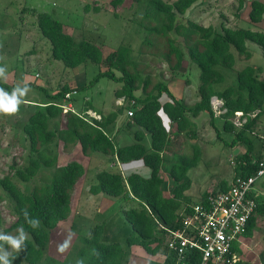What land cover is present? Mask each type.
I'll return each mask as SVG.
<instances>
[{"label":"trees","instance_id":"obj_1","mask_svg":"<svg viewBox=\"0 0 264 264\" xmlns=\"http://www.w3.org/2000/svg\"><path fill=\"white\" fill-rule=\"evenodd\" d=\"M133 1L142 18L147 20L146 25L139 23V29L145 32L143 42L163 50L158 56L168 69L183 71L185 56L199 69L196 100L188 104L182 98L173 97L161 80L152 84L150 76L136 68L129 47L120 45L104 56L98 45L86 40L75 41L65 34L61 23L48 13L30 10L36 17L38 32L51 45L53 60L69 69L87 63L104 68L98 69L85 84L75 87L63 84L53 93L46 94V102L31 105L35 107L21 127L27 150L25 163L20 166L13 160L7 173L0 177V202H4L8 217L13 219L5 226L0 206V236L14 235L18 239L21 232L26 235L21 248L7 254L9 264H136L130 255V248L134 246L150 257L161 258L149 259L145 264H176L175 254L164 245L165 230L181 229L182 216L190 212L193 203L188 193L191 181L187 172L197 166L199 150L190 145V155L179 152L174 138L182 134L194 137L193 119L201 113L207 114L213 125L215 117L210 103L213 97L222 102L224 111L218 117L223 122V131L232 134L226 144L233 147L241 143L245 147L242 155L235 159L237 165L232 178L256 173L262 155L260 151L255 152L251 138L255 137L252 131L264 108V78H259L262 69L245 66L236 70L234 86L217 90L216 85L224 80L220 68L232 70L236 55L246 59L251 57L247 42L256 44L264 58V32L225 26L217 30L182 17L197 0ZM123 2L109 1L113 9ZM237 2V8L241 9L243 0ZM24 11L28 9L23 8ZM263 12V2L251 0L248 21L261 23ZM149 21L155 25H149ZM149 34L162 39L148 41ZM100 78L119 83L113 91L114 99L121 100L117 110L104 114L94 109L91 99L84 98L82 107L78 106L76 111L62 112L65 94L87 90ZM0 88L9 93L12 91L3 81H0ZM72 95L67 102L76 107ZM89 110L97 113L98 118L88 119L86 112ZM256 110L258 112L250 117L249 114ZM127 111L132 115L128 116ZM122 112L126 117L124 123L114 129ZM237 112L244 120L239 128L229 121ZM129 134L132 136L130 142ZM76 145L85 156L96 154L105 158L108 168L94 173V182L89 185L88 192L90 195L121 197L129 205L123 207L121 213L130 231L120 243L104 240L102 224H95L86 235L80 234L82 229L69 253L57 260L48 254L51 231L69 216L73 189L85 174L83 165L76 160L58 165V148L66 151ZM168 181L171 190L165 195ZM229 183L222 180L219 189L226 190ZM208 193H203L197 202H203ZM254 201V211L232 240L227 256L230 260V255L235 254L238 260L229 264H246L241 259L242 241L252 237L259 220L264 221V195L258 192ZM33 220L39 221L38 226L30 225ZM0 250L8 251L9 244L0 240ZM198 256V251L193 250L186 256L185 264H196ZM259 261L264 264V248Z\"/></svg>","mask_w":264,"mask_h":264},{"label":"rangeland","instance_id":"obj_2","mask_svg":"<svg viewBox=\"0 0 264 264\" xmlns=\"http://www.w3.org/2000/svg\"><path fill=\"white\" fill-rule=\"evenodd\" d=\"M109 1L0 0V67L5 69V77L0 78V81L9 85L12 90L16 86L29 87L30 91L23 99L36 104V102H46V94L53 93L63 84L70 87L85 84L93 78L98 69L104 68L103 65L96 67L87 63L69 69L64 67L60 61L53 60L51 45L38 32L36 17L30 11L33 10L34 12L48 13L58 20L62 25L63 32L70 35L75 41L86 40L98 45L104 56L120 45L129 47L132 58L137 63L136 68L149 75L152 84L161 80L166 84L173 97L182 98L188 104L194 102L196 89L200 82L199 69L190 64L185 56L182 61L184 70L170 71L164 60L158 56L163 50L143 42L145 32L142 33L143 30L139 29V23L146 25L147 20L142 18L143 15L136 2L124 0L119 8L113 9ZM164 1L172 2L174 0ZM250 1L243 0L242 8L238 9L237 0H197L182 17L204 27L213 26L217 30L225 26L264 32V13L262 15L263 22L259 24H252L248 21L247 13ZM23 8H27L28 11L22 12ZM148 24L154 26L155 22L149 21ZM147 38L148 41L162 39L154 34L153 36L149 34ZM246 47L251 52L249 59L238 54L232 70L220 68L224 80L216 85L217 90L234 86L236 70L248 65L261 68L259 78H264V58L260 48L251 42H247ZM118 87L119 83L100 78L87 90L72 95L77 104L76 107H73L72 104V108L76 111L75 108L82 105L84 98H88L91 99L94 109L102 111L104 114L117 110L121 100L114 99L113 91ZM163 99L167 100V98ZM210 102L216 107L214 97ZM34 107L23 102L15 114L0 115V177L7 173L13 160L20 166L25 163L27 150L21 127ZM257 112L258 110L249 116L252 117ZM219 115V113L214 114L215 119L212 125L208 115L201 113L193 119L195 122L194 137L182 134L180 137L174 138L175 148L179 152L190 155V145H195V148L199 150L197 166L187 172L191 181L188 191L191 203L197 202L203 193L219 189L222 180L229 183L235 174L234 167L237 165L235 159L245 151V147L241 143H236L233 147L226 144L231 140L232 134L223 131V122L218 117ZM87 117L88 119L98 118L97 113L91 111L87 112ZM125 118L124 112L119 114L114 129L122 126ZM229 121L235 128H239L238 123L242 122L238 114L230 117ZM61 126H63L62 123ZM252 134L255 136L251 138L254 142L255 152L260 151L263 155L264 108ZM127 139L130 142L132 136L129 134ZM68 160L80 162L85 169V174L73 189L69 216L66 220L59 222L57 227L51 231L48 254L57 260H62L69 253L72 245L77 242L76 236L82 229L80 234L86 235L95 224H102L104 240L109 239L120 243L124 242L130 231L121 213V209L129 205L121 197L112 198L103 194L90 195L88 192L89 185L94 182V173L108 168L105 158L96 156V154L85 156L81 154L78 145L66 151L59 147L57 164L63 165ZM165 178L167 179V177ZM170 188L171 185L168 181L165 183V195L169 194ZM256 189L264 195V177L257 182ZM0 206L5 226H8L13 219L8 217V210L4 202L1 201ZM263 234L264 221L261 219L257 222V228L253 231L252 237L242 241L241 259L244 263L260 264L259 254L264 248ZM7 237L16 239L14 235H7ZM12 249L9 245V250H0V255L9 254ZM130 255L133 259L132 262L136 264H145L149 259L161 260L160 256L150 257L137 247L130 248Z\"/></svg>","mask_w":264,"mask_h":264},{"label":"built area","instance_id":"obj_3","mask_svg":"<svg viewBox=\"0 0 264 264\" xmlns=\"http://www.w3.org/2000/svg\"><path fill=\"white\" fill-rule=\"evenodd\" d=\"M71 94L74 92L64 96L63 112L73 111L67 102ZM216 104V107L211 104L212 111L220 114L224 111L222 102L216 99ZM235 114L240 117V113ZM127 115L131 116L132 112L127 111ZM243 122L238 123L239 127ZM263 176L264 153L253 176H236L226 190L210 191L203 202L193 203L190 212L182 216L181 229L165 230L164 245L175 254L176 264H185L186 256L193 250H197L199 255L196 264H229L238 260L235 254L227 259L230 245L254 211V198L258 194L256 184Z\"/></svg>","mask_w":264,"mask_h":264},{"label":"clouds","instance_id":"obj_4","mask_svg":"<svg viewBox=\"0 0 264 264\" xmlns=\"http://www.w3.org/2000/svg\"><path fill=\"white\" fill-rule=\"evenodd\" d=\"M4 77H5V69L3 67H0V78H4ZM29 91L30 88L27 86H24L23 88L16 86L13 88L11 93L6 92L3 88H0V115L15 114L18 111L19 106L24 102L23 98L26 97ZM65 103L66 102H64L63 104ZM38 224H39L38 220H33L30 222V225L32 227H36L38 226ZM25 239H26V235L23 232H21V235L18 239L0 236V240L6 241L13 249L16 250H19L21 248ZM61 251H63V249H61ZM0 264H9L7 254L0 255Z\"/></svg>","mask_w":264,"mask_h":264},{"label":"crops","instance_id":"obj_5","mask_svg":"<svg viewBox=\"0 0 264 264\" xmlns=\"http://www.w3.org/2000/svg\"><path fill=\"white\" fill-rule=\"evenodd\" d=\"M259 1H262L263 2V4H264V0H259ZM264 13V12H263ZM263 22V21H262ZM24 102H26V103H29V105H33L34 104V102H29L28 100H24ZM72 105V104H71ZM72 107V106H71ZM90 111V110H89ZM88 111V112H89ZM92 112V111H91ZM76 186V185H75ZM135 247V246H134ZM138 248V247H137Z\"/></svg>","mask_w":264,"mask_h":264}]
</instances>
